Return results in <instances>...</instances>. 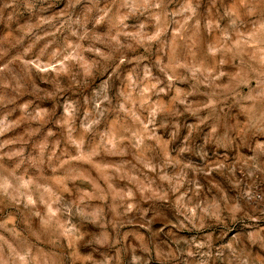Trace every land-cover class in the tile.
Instances as JSON below:
<instances>
[{
	"label": "rangeland",
	"instance_id": "rangeland-1",
	"mask_svg": "<svg viewBox=\"0 0 264 264\" xmlns=\"http://www.w3.org/2000/svg\"><path fill=\"white\" fill-rule=\"evenodd\" d=\"M0 264H264V0H0Z\"/></svg>",
	"mask_w": 264,
	"mask_h": 264
}]
</instances>
